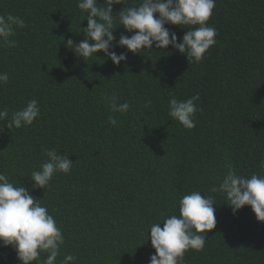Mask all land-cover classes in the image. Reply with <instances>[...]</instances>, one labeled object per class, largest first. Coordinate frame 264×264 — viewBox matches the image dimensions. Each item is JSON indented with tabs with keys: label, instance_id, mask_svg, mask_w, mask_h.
Instances as JSON below:
<instances>
[{
	"label": "trees",
	"instance_id": "16d2710c",
	"mask_svg": "<svg viewBox=\"0 0 264 264\" xmlns=\"http://www.w3.org/2000/svg\"><path fill=\"white\" fill-rule=\"evenodd\" d=\"M139 2L113 5L114 18ZM9 13L25 27L10 38L15 47L0 46V72L9 76L0 84V109L11 113L36 99L40 115L19 129L0 121V172L53 215L65 238L57 264L66 254L75 264H149L148 229L179 215L178 201L191 191L214 197L216 226L184 264H264V222L250 205L234 215L210 191L225 164L240 175H264V0H216L207 23L217 43L199 63L171 45L139 54L114 47L127 52L119 65L103 51L84 61L67 42L82 41L87 27L77 0H0V15ZM165 26L178 42L193 27ZM122 34L132 33L118 26L116 41ZM105 93L131 108L113 113ZM196 94V126L186 129L168 115V101ZM51 148L68 155L72 169L54 174L46 189L33 188L28 176ZM0 264H21L13 247L0 244Z\"/></svg>",
	"mask_w": 264,
	"mask_h": 264
},
{
	"label": "clouds",
	"instance_id": "9594fccd",
	"mask_svg": "<svg viewBox=\"0 0 264 264\" xmlns=\"http://www.w3.org/2000/svg\"><path fill=\"white\" fill-rule=\"evenodd\" d=\"M124 2L105 0L106 6L102 7L97 0H77V7L86 13L83 20H87V27L82 28L85 34L82 41L67 40L74 45L68 48L84 61L103 51L107 58L119 65L126 62L127 52L117 54L114 47H125L139 54L153 50V45L159 50L171 45L186 54L188 61L199 63L206 51L217 43V31L207 23L216 0H140L136 6L121 7L117 11L118 18H114L113 5H123ZM157 13L158 16L154 15ZM117 24L132 34H122L116 41L114 30ZM167 24L193 27L188 28L182 41L178 42L176 32L170 31L165 26ZM24 27L21 17L11 13L0 15V46L15 47L16 41L10 38L15 35L16 28ZM8 79V73L0 72V84L7 83ZM199 98V94L185 100L173 96L168 101V115L186 129L194 128L193 117L198 110L195 101ZM103 99L113 113L125 114L131 108L126 101L119 103L114 94L105 93ZM151 106L152 100L146 99L143 107ZM39 115L36 99L11 113L7 108L0 109V121H4L9 129L30 126ZM108 123L116 126L118 121L115 116H110ZM45 154L46 160L28 176L33 188L46 189L54 174H68L72 169L74 162L56 148L46 149ZM260 166L264 168V162ZM224 167L219 186H213L210 191L222 194L234 215L243 206L250 205L256 219L264 222V175L253 173L245 176L237 174L231 164ZM41 199L34 197L25 186L14 185L0 172V244L13 247L21 264H57L61 247L65 244L61 229ZM178 203L179 215L165 216L162 221L152 223L147 231L146 240L150 238L155 250L150 255L149 264H184L185 253L188 250L202 251L208 231L216 226L213 196L191 191ZM76 259L74 255L66 254L59 264H75Z\"/></svg>",
	"mask_w": 264,
	"mask_h": 264
}]
</instances>
